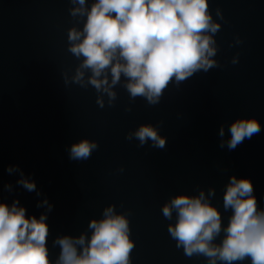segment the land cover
I'll return each instance as SVG.
<instances>
[{"label": "water", "instance_id": "1", "mask_svg": "<svg viewBox=\"0 0 264 264\" xmlns=\"http://www.w3.org/2000/svg\"><path fill=\"white\" fill-rule=\"evenodd\" d=\"M76 6L72 0H0V200L18 199L26 215L38 218L47 211L38 202L48 199L52 264L59 254L54 240L90 238V221L103 219L109 206L128 221L129 264H208L177 247L168 231L176 212L167 219L162 209L177 195L202 190L207 196L214 188L209 199L226 226L231 211L223 209V194L235 175L250 179L264 210V0H209L221 25L214 36L219 67L180 82L173 77L154 105L131 99L123 76L111 106L107 94L73 82L80 60L68 51V32L82 29L86 19L70 15ZM241 117H255L261 131L234 150L222 148L220 127L227 140L230 124ZM141 125L156 128L166 146L127 140ZM83 139L98 148L87 160L69 159L70 146ZM9 165H18L41 195L18 185L19 173L10 175ZM9 183L11 192L3 188Z\"/></svg>", "mask_w": 264, "mask_h": 264}, {"label": "clouds", "instance_id": "2", "mask_svg": "<svg viewBox=\"0 0 264 264\" xmlns=\"http://www.w3.org/2000/svg\"><path fill=\"white\" fill-rule=\"evenodd\" d=\"M72 3L78 6L70 9V15L86 18L82 29L73 27L68 32V51L80 60L72 80L107 94L110 106L116 99L112 89L122 76L131 99L143 97L154 105L173 77L180 82L198 71L219 67L213 59L218 50L214 36L221 25L209 12V0H95L90 8L86 0ZM237 62V58L232 59L233 64ZM97 103L104 107L102 99ZM260 131L255 117L235 119L227 140L224 126L220 127V146L234 150ZM126 139L138 140L139 146L149 141L156 148L166 146V138L151 125H141ZM97 148L96 142L83 139L70 146L69 159L87 160ZM7 172L19 173L17 184L41 195L18 165H9ZM3 188L13 190L10 183ZM214 195L215 189L210 188L207 196L202 190L198 195L181 194L164 205L165 218L171 219L173 210L177 215L176 223L168 228L177 247H183L188 257H206L208 264L245 260L264 264V210H258L250 179L230 177L223 194V209L231 211L226 226L209 199ZM37 207L47 209L38 218L26 215L18 199L11 205L0 200V264H52L46 246V221L53 206L45 197ZM103 217L90 221V238L84 234L57 237L53 242L59 247L55 264H129L133 244L127 219L115 214L112 206L104 209Z\"/></svg>", "mask_w": 264, "mask_h": 264}]
</instances>
